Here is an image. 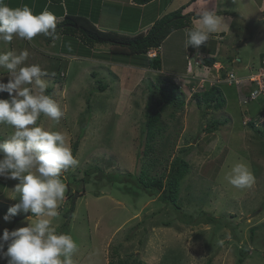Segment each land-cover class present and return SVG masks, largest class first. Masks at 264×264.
Masks as SVG:
<instances>
[{"label": "rangeland", "instance_id": "1", "mask_svg": "<svg viewBox=\"0 0 264 264\" xmlns=\"http://www.w3.org/2000/svg\"><path fill=\"white\" fill-rule=\"evenodd\" d=\"M209 1L221 18V26L229 25L232 17L223 9L231 2ZM172 2L171 12L182 8L188 20L197 22L195 12L187 10L191 1ZM5 3L12 8L28 5L36 14L43 11V0H6ZM243 4L232 6H238L236 14L241 13L238 9ZM127 11L123 10L125 16H122L116 4L106 2L99 28L130 36L143 33L146 28L139 25L138 15L133 11L128 15ZM160 13L156 19L163 16ZM187 30V26L176 30L158 49L163 61L162 70H154L146 61L140 62L139 58L125 53L114 59L110 55L107 59L96 57L90 52L85 55L88 51L85 45L75 43L74 38L66 45L61 35L50 42V37L43 34H38L32 41L14 35L10 43L0 42V53L11 50L19 54L28 50L25 64H38L48 73L43 78L47 89H53L52 97L65 110L59 123L41 114L37 124L49 131L63 132L71 150L79 141L75 155L78 165L62 173L63 183H69L70 192L77 197L73 201L67 197L66 190L57 209L59 215L51 218L57 233L70 234L78 244L73 264H109L110 260L121 257L133 259L132 255H138L147 264H155L158 256L162 260L160 264H206L210 259L212 264H239L241 256L242 264H264L263 96L244 104L239 96L240 87L223 84L225 106L219 110L210 109L204 116L203 107L190 98V90L186 87V103L164 110L166 130L156 140V165L151 174L168 171L170 161L181 154L183 148L188 149L190 171L181 183V209L160 200L158 195H150L133 177L141 172L145 163V138L141 130L146 120V103L152 89L156 90L157 80L162 77L179 82L183 77L196 83L195 79L183 76L187 72L189 55L193 54L191 59L194 61L198 53H189L184 46L187 37L182 32L186 34ZM254 32L255 40L240 46L237 54L233 49L228 54L234 59L242 58L246 68L238 69V63H229L227 71L249 73L260 63L257 51H264V31ZM226 39L232 40V37ZM205 46L207 50L202 52L203 55H215V48ZM112 48L114 46L110 44H97L92 51L107 52ZM216 57L225 60V56ZM251 57H255L254 62H247ZM193 69L187 76L192 77L196 72L207 75L211 71L205 65H194ZM8 75L6 69L0 68V80L7 83ZM98 79L107 84L104 91L99 90ZM8 98L7 92H0V99ZM173 111H176L175 118L169 116ZM250 119L255 122L257 131L247 125ZM213 122L223 124L212 133L203 131ZM14 131L13 126L0 123V141L9 138ZM238 162L247 164L255 175V183L249 189H235L223 180V174ZM128 173L133 175H124ZM17 183L18 180L0 177L3 206L16 203L10 197L19 198L14 191ZM73 203L75 211L68 221L65 212ZM3 216H0V235L7 225L14 230L30 222L26 217L6 222ZM36 219L30 217L33 222ZM166 221L171 222L170 225L163 224ZM176 249L178 255L173 263L168 259ZM0 264H8L2 253Z\"/></svg>", "mask_w": 264, "mask_h": 264}, {"label": "clouds", "instance_id": "2", "mask_svg": "<svg viewBox=\"0 0 264 264\" xmlns=\"http://www.w3.org/2000/svg\"><path fill=\"white\" fill-rule=\"evenodd\" d=\"M196 15L197 22L186 32V47L199 49L218 31L222 21L211 8L197 11ZM58 23L55 14L47 10L36 14L28 5L12 8L5 0H0V42L5 44L10 43L14 35L28 41L38 34L58 39ZM150 50L159 52L157 48ZM192 55L188 57L189 74L193 73L194 65H205L203 60L208 56L198 52L192 61ZM28 57L27 49L19 54L11 50L0 53V68L6 69L10 77L7 83L0 80V92L9 94L8 99H0V123L15 129L9 138L0 141V177L19 181L14 189L19 198L10 197L16 203L8 208L3 220L10 222L21 212L32 213L26 217L30 221L27 226L3 231L0 253L8 259V264H73L78 244L70 234L57 233L51 218L59 215L57 209L67 190L61 174L77 166L79 161L63 132L49 131L37 124L41 114L59 123L65 110L46 94L47 83L43 78L48 73L38 64L26 65ZM263 62L264 59H260L249 73L227 71L226 64L217 66L215 62L211 66L205 65L211 69L210 73L202 75L196 72L191 78L197 82L218 76L222 79V73L227 76L231 72L237 77H245L257 71ZM223 180L235 189L245 190L254 185L256 178L247 164L238 162L223 174ZM32 216L38 219L33 222L30 220Z\"/></svg>", "mask_w": 264, "mask_h": 264}, {"label": "trees", "instance_id": "3", "mask_svg": "<svg viewBox=\"0 0 264 264\" xmlns=\"http://www.w3.org/2000/svg\"><path fill=\"white\" fill-rule=\"evenodd\" d=\"M132 1L137 5H146L155 0ZM88 16L89 14L86 13L74 14L69 12L61 21H59L57 25V32L62 36L66 45H68L69 39L74 38L76 40L75 43H79L85 45L84 47H87L88 51L85 55L90 52L96 57L107 59L110 55V57L114 59L120 54L125 53L129 56L139 58L140 62L146 61L147 66L154 70H162L163 61L159 52L155 57L150 58L147 55L148 50L151 48L159 49L165 39L173 31L181 29L185 26H190L192 22L191 20H188V17L183 14L182 8H180L173 12H168L156 19L146 32L139 33L135 36H130L120 33L116 30H102L96 25L98 14L94 13L90 17ZM174 17H176V19H173ZM48 39L52 41V38ZM97 44H110L111 46H114V48L108 50L107 52L98 50H96L97 52L92 51V49H95ZM216 61V57L208 55L206 58H204L203 63L205 65L211 66ZM95 74L96 73H93V75ZM183 76L191 78L189 75L187 76V72ZM222 76L223 78L227 77L226 73H222ZM182 78H179L180 81L177 82L175 79L167 78V80H165L164 78L160 77L157 80V83H155L156 90L151 88L152 92L148 97V102L146 103V120L141 130L145 138V148L143 151L145 163L141 172L138 175L133 176L135 180H137L136 184L141 189L148 192L150 195H158L160 200L164 201L165 203H170L177 209H181L183 207L180 195L181 183L184 177L190 171V162L187 159L189 154L188 149L186 147L183 148L181 150L182 153L178 154L170 161L168 171L165 170L161 174H151V169L156 165L155 162L157 156H154L156 152V140L158 137L163 136L164 131L166 130V126L163 124V112L168 106L177 108L176 106L179 107V104L186 103V87H188L190 90V98L195 100L197 105L203 107L204 116L208 115L207 113H209L208 110L210 109H222L227 102L222 85L228 84L223 82H215L213 84L207 83L206 88L203 90L194 91L196 88L199 89L197 81L194 83L189 79ZM98 83V88L100 91H104L107 88V84L102 79H98ZM187 84L190 86H187ZM52 90L53 89L51 88L46 89V94L52 96ZM90 108L91 106L89 105V112ZM175 112L176 111L171 112L169 116L175 118ZM220 124L223 123H209L205 129H203V131L206 133H212L218 129V125ZM247 125L253 129L256 128L255 122L251 119L248 121ZM255 130L257 131L258 128ZM78 147L79 141L74 143L72 150L74 156L77 154ZM124 175L131 177L133 174L128 173ZM61 179L64 181L62 174ZM83 180H85V178H83ZM64 184H66L67 187V197H70L74 201V193L70 192L71 188L69 183L65 182ZM9 207L5 205L3 206L0 202V216L4 215L8 211ZM74 211L75 203H73L70 209L65 212V216L68 218V221L73 216ZM170 223L171 222L166 221L163 224L170 225ZM6 229L12 230V226H8ZM253 235L251 236L252 239H254ZM132 256L133 259H131L132 257H121L116 260H110L109 264H147L142 259H140L138 255L136 257L134 255ZM243 260L244 259L241 256L238 263L242 264ZM206 264H212V260H208Z\"/></svg>", "mask_w": 264, "mask_h": 264}, {"label": "crops", "instance_id": "4", "mask_svg": "<svg viewBox=\"0 0 264 264\" xmlns=\"http://www.w3.org/2000/svg\"><path fill=\"white\" fill-rule=\"evenodd\" d=\"M186 1H191L190 4L192 3V5L188 7L187 10H193L195 14L197 11H202L206 8H211V9L216 10L215 7L212 6L209 0H198L196 2L195 0H186ZM228 1L231 2L230 6L226 5V8L223 9V12L230 13L228 15H231L230 17H232V22L227 26H224V27L221 26L222 28L218 30L216 33H213L210 36L209 40L204 45L200 46L199 49L193 46L186 47V41L184 42V46L188 49L189 53L191 52L192 53L193 52H200V53L203 52L204 53L205 52L204 50H207V47L205 45H207L209 46L210 49H213V48L216 49V50L213 49L215 55L225 56L224 61H220L219 59L216 61L217 66L220 64L228 65V63L231 62L232 65L233 64L235 65L236 63H238L239 64V65L237 64L238 69L239 67L246 68L247 65H243L242 58L238 57V58L233 59L229 57L228 54H229L230 49H233L235 54H237L239 52L240 46L244 47V45L246 46L249 41L255 40L256 33L249 28L246 21L247 20H260L264 18V0H234V1L228 0ZM106 2H111V3L116 4L122 16H125L124 13H122V11L125 9L126 10L128 9L129 11V12L127 11L128 15L129 13H131V11H133V13H136V15H138L137 20L139 21V23L141 22V24L139 23L138 24L141 25L142 27L145 26L146 28L144 32H146L152 26L156 18L161 14L160 12H162V15H165L166 13L171 12V6L173 4L172 0H155L146 5H137L132 0H61V1L43 0V5H42L43 11L42 12H44L45 10L50 11L51 9L49 10V8H52L50 12L51 13L53 12V14H55V16L58 18V21H61L64 18V16L69 12L74 13V14L86 13V14H89L88 17H90L94 13H97L98 18L96 19L97 20L96 25L99 27V25L101 26L99 21H100L101 16L103 15ZM168 2H170V4ZM242 2H244L243 6H241L238 9L241 11V13L237 12V14H239L237 15L236 11H237L238 6L235 7L236 9L232 6L234 5L236 6V4L242 3ZM154 7H155V10L153 9ZM226 10H231V11H226ZM60 11L62 12L59 13ZM193 15L194 13L192 14V16ZM193 24L194 23L191 22V25L187 26V28L191 29ZM257 30L264 31V26H261ZM257 30L255 31L257 32ZM175 31H173L168 37H170ZM182 34L186 37V34L184 32H182ZM227 36H231L232 40H227L226 39ZM48 42H50V39H48ZM215 42H217V48L215 47ZM207 55H210V54L208 53ZM257 56L259 57V59H264V51L260 53L257 51ZM254 58L255 57H251L250 59L247 60V62L249 63L254 62ZM258 60L256 61V63L258 62ZM7 227L8 225L6 226V228ZM177 253L178 252L176 249V252H172L168 260H171L174 263L178 255ZM160 260L161 258L158 256L157 260L155 259V264H160V262L162 261Z\"/></svg>", "mask_w": 264, "mask_h": 264}, {"label": "built area", "instance_id": "5", "mask_svg": "<svg viewBox=\"0 0 264 264\" xmlns=\"http://www.w3.org/2000/svg\"><path fill=\"white\" fill-rule=\"evenodd\" d=\"M147 55L150 58H153L157 55L156 50H149ZM199 61H197L198 63ZM206 82L213 84L215 82H228L230 84H236L241 88L240 91V100L243 103H248L253 100H257L260 96L264 97V62L263 65L258 68L252 74H249L245 77H237L234 73H229L226 78H220L219 76L213 79H200L198 83L199 89L194 91L203 90L206 85Z\"/></svg>", "mask_w": 264, "mask_h": 264}, {"label": "water", "instance_id": "6", "mask_svg": "<svg viewBox=\"0 0 264 264\" xmlns=\"http://www.w3.org/2000/svg\"><path fill=\"white\" fill-rule=\"evenodd\" d=\"M246 23L248 24V26L252 29V30H256L258 28H260L262 25H264V18L260 19V20H247ZM77 195L74 197V199H76ZM31 212L28 213H23L21 212L20 214L16 215L14 217V221L17 220H21L27 216L30 215Z\"/></svg>", "mask_w": 264, "mask_h": 264}]
</instances>
